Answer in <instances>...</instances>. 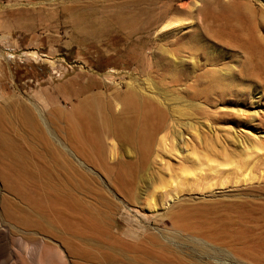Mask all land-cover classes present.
<instances>
[{
    "label": "rangeland",
    "instance_id": "obj_1",
    "mask_svg": "<svg viewBox=\"0 0 264 264\" xmlns=\"http://www.w3.org/2000/svg\"><path fill=\"white\" fill-rule=\"evenodd\" d=\"M82 102L130 136L90 150L67 117ZM0 128L29 163L0 152V264H264L263 167L179 178L203 139L233 156L264 140V0H0Z\"/></svg>",
    "mask_w": 264,
    "mask_h": 264
},
{
    "label": "bare ground",
    "instance_id": "obj_2",
    "mask_svg": "<svg viewBox=\"0 0 264 264\" xmlns=\"http://www.w3.org/2000/svg\"><path fill=\"white\" fill-rule=\"evenodd\" d=\"M149 114V111L142 112L140 114L142 126L141 131L138 134V138L139 142L141 143V147H147L148 143H150L153 138V125L150 127L147 123L149 120ZM16 115V123L18 127L21 126L23 128L22 131H32L35 132L38 137L42 136L46 127V123L36 108H29L25 104H20ZM98 116L100 118L99 120H101L99 123L97 122ZM67 117L74 137L79 142L88 146L90 150L94 152H99L103 149L104 138H108L109 136H121L128 138L132 132L133 123L124 120H118L113 116V114L108 113V111L104 112L101 104L82 102L79 104V107ZM143 125L146 126L145 129H143ZM85 127H88L91 132L86 134ZM10 136L12 137V135ZM10 136H8L7 131L5 132L0 128V152L6 158L11 159L17 168H27V165H29L28 155L26 152H23V149H20L14 144ZM253 140L254 141L249 143V145H243V151H241L238 156H233L232 154H227L223 151L216 152L213 144L211 142L209 144V142L207 143L203 139L204 142L202 141V151L200 153H195V151L192 150L188 154L190 157L189 159L191 160L190 164L188 166L186 165V167H182L179 170V178L186 180L188 177H191L190 179H192V182H197L200 177H202L201 172L205 171V167H207L208 171L214 175L223 170V168L233 167V170H231L232 172H230L231 174L234 173L236 175L238 171H241L239 175H243L242 178L244 180L253 179L254 175L252 170L257 164L261 165L264 169V140L259 141L257 138H254ZM253 156L256 158L254 162ZM174 174L176 175V173ZM172 177L169 176L166 181L163 183L161 182L160 187H157L164 189L162 191L164 194L161 193V197L166 196L167 198L166 200H163V197L161 198L163 201L161 200L162 203L159 202L161 205L159 204L160 207L158 208L164 207L167 201H170L171 198H173L174 195L171 196L173 192L171 193L170 191L176 192L178 189H181L180 186H178L177 177L175 176L174 179ZM220 179L218 183L220 186L226 184L229 181V178L224 176H222ZM211 185V183L207 184V189H209V186ZM149 197H151V195ZM150 203L152 204L150 209H153L156 204L152 198H150Z\"/></svg>",
    "mask_w": 264,
    "mask_h": 264
}]
</instances>
